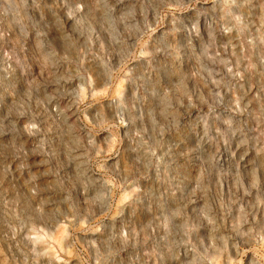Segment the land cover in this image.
Masks as SVG:
<instances>
[{"label":"rangeland","instance_id":"obj_1","mask_svg":"<svg viewBox=\"0 0 264 264\" xmlns=\"http://www.w3.org/2000/svg\"><path fill=\"white\" fill-rule=\"evenodd\" d=\"M0 264H264V0H0Z\"/></svg>","mask_w":264,"mask_h":264}]
</instances>
